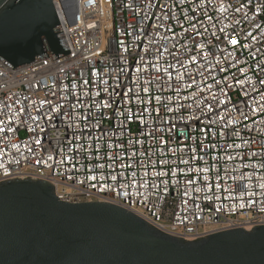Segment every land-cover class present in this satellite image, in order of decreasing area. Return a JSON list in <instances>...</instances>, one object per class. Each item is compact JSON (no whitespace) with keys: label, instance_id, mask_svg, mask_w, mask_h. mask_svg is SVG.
Instances as JSON below:
<instances>
[{"label":"built area","instance_id":"1","mask_svg":"<svg viewBox=\"0 0 264 264\" xmlns=\"http://www.w3.org/2000/svg\"><path fill=\"white\" fill-rule=\"evenodd\" d=\"M69 54L0 58V182L188 240L264 224V0H53Z\"/></svg>","mask_w":264,"mask_h":264},{"label":"water","instance_id":"2","mask_svg":"<svg viewBox=\"0 0 264 264\" xmlns=\"http://www.w3.org/2000/svg\"><path fill=\"white\" fill-rule=\"evenodd\" d=\"M71 53L53 0H0V58L12 68ZM0 264H264V224L188 240L128 207L69 202L36 177L0 182Z\"/></svg>","mask_w":264,"mask_h":264}]
</instances>
